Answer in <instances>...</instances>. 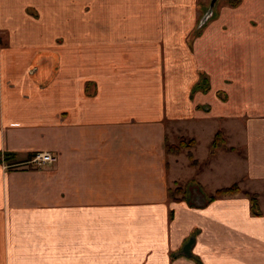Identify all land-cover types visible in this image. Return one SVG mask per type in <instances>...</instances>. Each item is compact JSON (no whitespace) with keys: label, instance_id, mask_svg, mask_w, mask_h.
<instances>
[{"label":"crops","instance_id":"obj_1","mask_svg":"<svg viewBox=\"0 0 264 264\" xmlns=\"http://www.w3.org/2000/svg\"><path fill=\"white\" fill-rule=\"evenodd\" d=\"M210 1L0 0V264H264V0Z\"/></svg>","mask_w":264,"mask_h":264},{"label":"trees","instance_id":"obj_2","mask_svg":"<svg viewBox=\"0 0 264 264\" xmlns=\"http://www.w3.org/2000/svg\"><path fill=\"white\" fill-rule=\"evenodd\" d=\"M241 0H226V3L231 6V7H236L240 4ZM205 80H202V83L200 84L199 87H196V89H201L202 90H207L208 87L204 86ZM195 146V141L193 139L190 140H186L184 138H181L177 144L175 145H166V151L168 154L171 155H179L180 151L182 149L187 150V158L189 160V165L191 167H195L197 162L194 159L192 153H191V149ZM225 146V138L224 135L222 134L221 131H217L214 135V138L212 140L211 143V148H210V156H212L218 149L224 148ZM233 150V149H231ZM34 154L29 155V158H31ZM6 158L5 161L9 162L10 161V157L9 156H5ZM28 158V159H29ZM182 194V190L180 188H175L174 190H169V195L171 198L175 199L177 195ZM244 195L245 197L248 198L249 202H250V211L252 215L258 216L260 215V210H259V199H258V195L254 194V193H250L247 191H242L239 186L237 184H233L229 187H225V188H221L216 190L211 196L208 197L207 201H213L217 198L220 197H228V196H235V195ZM175 200H180V199H175Z\"/></svg>","mask_w":264,"mask_h":264},{"label":"built area","instance_id":"obj_3","mask_svg":"<svg viewBox=\"0 0 264 264\" xmlns=\"http://www.w3.org/2000/svg\"><path fill=\"white\" fill-rule=\"evenodd\" d=\"M55 162L56 157L49 152L35 153L22 164H7L4 157H2V164L6 169H41L42 167L54 164Z\"/></svg>","mask_w":264,"mask_h":264},{"label":"water","instance_id":"obj_4","mask_svg":"<svg viewBox=\"0 0 264 264\" xmlns=\"http://www.w3.org/2000/svg\"><path fill=\"white\" fill-rule=\"evenodd\" d=\"M214 2H215V0H212L211 1L208 10L206 11L203 19L200 22V26L203 25L211 17V15H212V8H213V5H214ZM192 243H193V240H191V242L185 247V250H184V254L185 255H189V248L192 245Z\"/></svg>","mask_w":264,"mask_h":264},{"label":"rangeland","instance_id":"obj_5","mask_svg":"<svg viewBox=\"0 0 264 264\" xmlns=\"http://www.w3.org/2000/svg\"><path fill=\"white\" fill-rule=\"evenodd\" d=\"M212 1V0H211ZM211 1H210V3H211ZM224 148H226V149H228L227 147H224ZM234 149V151H236V148L234 147L233 148ZM181 152V151H180ZM238 152H242L241 150H240V148H238ZM242 190V189H241ZM243 191V190H242Z\"/></svg>","mask_w":264,"mask_h":264}]
</instances>
